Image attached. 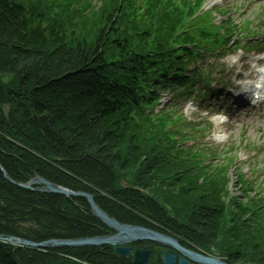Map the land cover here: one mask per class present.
Returning <instances> with one entry per match:
<instances>
[{
    "label": "trees",
    "instance_id": "16d2710c",
    "mask_svg": "<svg viewBox=\"0 0 264 264\" xmlns=\"http://www.w3.org/2000/svg\"><path fill=\"white\" fill-rule=\"evenodd\" d=\"M202 2L99 0L93 10L89 0H0V166L14 184L41 177L91 194L122 224L230 249V264H264V194L250 198L253 188L238 176L248 206H237L227 167L178 147L172 107L154 114L159 93L191 85L189 64L221 42L210 17H194ZM14 184L0 170L3 238L113 233L84 198ZM81 262L130 264L107 245L0 241V264Z\"/></svg>",
    "mask_w": 264,
    "mask_h": 264
},
{
    "label": "rangeland",
    "instance_id": "374dc122",
    "mask_svg": "<svg viewBox=\"0 0 264 264\" xmlns=\"http://www.w3.org/2000/svg\"><path fill=\"white\" fill-rule=\"evenodd\" d=\"M89 1L93 5L92 9L96 10L99 0ZM203 1V11L209 12L216 25H226L227 18L231 19L234 36L229 49L233 48L235 41L249 42V46L253 44L251 42L257 44L254 48L243 49V52L231 49L217 57L208 56L204 59V64L198 61L200 69L203 67L211 71L213 80L211 87L215 89V94L206 99L191 96L184 100L180 99L179 103L174 99L173 103L177 104L173 108L182 112L183 122L175 127H168V130L174 132L173 130L181 129L186 140H183L179 146L190 148L192 151L199 150L206 159L209 158V164L220 168L227 163L226 160L232 162V165L228 163L226 165L228 166L225 174L226 188L230 191L231 200L235 201L237 206L244 205V202L248 206V201L244 198L237 182V171L246 182H250L248 185L253 186L252 191L247 192L250 198L254 197L253 191L264 194V101L257 103L255 107H241L231 100V93L236 94L242 90L240 87L244 88L257 80L254 65L260 64L254 55L259 51L254 49L257 47L259 50L264 49V0H224L221 1L220 7L216 6L222 10L219 15L213 10L215 4L212 3L215 0ZM177 2L179 0H173L174 6L180 7ZM246 24L252 31L241 30ZM237 30L240 33H237ZM249 32L252 34L246 36ZM259 33L261 37L256 39ZM171 101L172 98L161 93L159 107L166 108ZM188 103H192L190 108ZM159 107L157 113L161 111ZM219 114L226 115L228 121L216 123L215 116ZM218 174L219 179H224L221 173ZM236 205H232L234 213L237 212ZM167 208L169 209V206ZM166 231L164 233H167ZM226 251L229 253L230 249Z\"/></svg>",
    "mask_w": 264,
    "mask_h": 264
},
{
    "label": "water",
    "instance_id": "95a60500",
    "mask_svg": "<svg viewBox=\"0 0 264 264\" xmlns=\"http://www.w3.org/2000/svg\"><path fill=\"white\" fill-rule=\"evenodd\" d=\"M0 170L3 173V176L7 182L14 184L10 178L5 174L4 170L0 166ZM16 187L31 189L35 186H38L36 189L37 192L43 194H58L65 197H74V198H84L88 203L92 214L108 229L114 233L111 235L85 238V239H75V240H48L42 243H33L30 241L18 239L15 237L3 238L0 236L1 242H6L13 244L15 246L29 247L33 249H62V248H81V247H95L107 245L114 248V253L119 256H127L132 250L131 248H126L125 245L131 244L134 242H153L160 246L172 248L178 250L184 256H186L190 261L197 264H226L219 259L212 257H206L191 253L178 245V243L165 235H162L156 231L141 227L126 225L118 222L116 219L111 218L108 214L102 211L94 201V198L91 194L85 192H72L68 189L55 185L41 177H35L26 185L14 184ZM150 251L141 250L132 253L133 262L138 264H146L149 259ZM174 256L168 255L163 259L164 264H174ZM179 264H185V260L180 258Z\"/></svg>",
    "mask_w": 264,
    "mask_h": 264
},
{
    "label": "flooded vegetation",
    "instance_id": "af4514ba",
    "mask_svg": "<svg viewBox=\"0 0 264 264\" xmlns=\"http://www.w3.org/2000/svg\"><path fill=\"white\" fill-rule=\"evenodd\" d=\"M158 233L174 239L180 247H182L183 249L191 253L219 259L226 264H230L231 262H233L232 258L230 257L231 256L230 253L226 252L225 250H220L218 249L216 245L208 244L206 241L202 243V246H198L194 242L188 241L176 235H172V234L164 233V232H158ZM125 247L131 248L132 250L129 252L127 256H119V255L118 256L121 258H124V260L130 264H138V263L133 262L132 253L136 251H141V250L150 251L149 259L146 264H164L163 259L167 257L168 255L174 256V259H175L174 264H179L180 258L185 260V264H197V263L190 261L186 256H184L178 250L163 247L153 242H145V241L144 242H134V243L125 245ZM112 250L114 252V248H112Z\"/></svg>",
    "mask_w": 264,
    "mask_h": 264
},
{
    "label": "bare ground",
    "instance_id": "6f19581e",
    "mask_svg": "<svg viewBox=\"0 0 264 264\" xmlns=\"http://www.w3.org/2000/svg\"><path fill=\"white\" fill-rule=\"evenodd\" d=\"M247 88L250 90L251 87L249 86V87H247Z\"/></svg>",
    "mask_w": 264,
    "mask_h": 264
}]
</instances>
